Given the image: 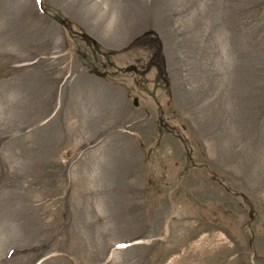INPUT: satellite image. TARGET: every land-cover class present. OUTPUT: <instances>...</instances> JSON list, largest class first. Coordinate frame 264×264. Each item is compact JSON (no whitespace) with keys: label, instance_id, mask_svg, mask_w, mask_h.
Instances as JSON below:
<instances>
[{"label":"rangeland","instance_id":"374dc122","mask_svg":"<svg viewBox=\"0 0 264 264\" xmlns=\"http://www.w3.org/2000/svg\"><path fill=\"white\" fill-rule=\"evenodd\" d=\"M0 264H264V0H0Z\"/></svg>","mask_w":264,"mask_h":264},{"label":"water","instance_id":"95a60500","mask_svg":"<svg viewBox=\"0 0 264 264\" xmlns=\"http://www.w3.org/2000/svg\"><path fill=\"white\" fill-rule=\"evenodd\" d=\"M149 64H150V63H148V64L146 65V68L148 67ZM130 68H131L132 70H134V69L136 70L135 64H133V63L128 64V66L125 67V70L128 71V69H130ZM141 70H142V72H145L146 69L143 68V69H141ZM135 98H136V97L133 96V100H132V101L134 102V104H137V101L135 100ZM249 213H250V211H249ZM249 213H248V214H249Z\"/></svg>","mask_w":264,"mask_h":264},{"label":"trees","instance_id":"16d2710c","mask_svg":"<svg viewBox=\"0 0 264 264\" xmlns=\"http://www.w3.org/2000/svg\"><path fill=\"white\" fill-rule=\"evenodd\" d=\"M162 64H163V61H162ZM162 64H161V65H162Z\"/></svg>","mask_w":264,"mask_h":264},{"label":"flooded vegetation","instance_id":"af4514ba","mask_svg":"<svg viewBox=\"0 0 264 264\" xmlns=\"http://www.w3.org/2000/svg\"><path fill=\"white\" fill-rule=\"evenodd\" d=\"M142 71V70H141Z\"/></svg>","mask_w":264,"mask_h":264}]
</instances>
